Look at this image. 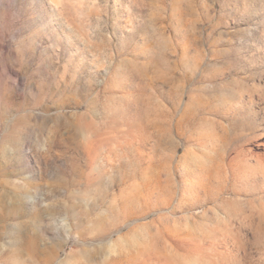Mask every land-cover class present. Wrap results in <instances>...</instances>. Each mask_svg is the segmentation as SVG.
<instances>
[{"label":"rangeland","instance_id":"obj_1","mask_svg":"<svg viewBox=\"0 0 264 264\" xmlns=\"http://www.w3.org/2000/svg\"><path fill=\"white\" fill-rule=\"evenodd\" d=\"M0 264H264V0H0Z\"/></svg>","mask_w":264,"mask_h":264}]
</instances>
